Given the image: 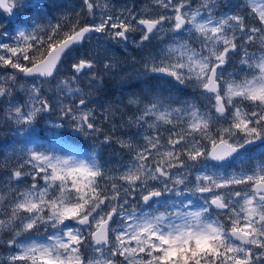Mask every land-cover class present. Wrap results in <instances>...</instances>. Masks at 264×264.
Here are the masks:
<instances>
[{
    "label": "snow or ice",
    "instance_id": "1",
    "mask_svg": "<svg viewBox=\"0 0 264 264\" xmlns=\"http://www.w3.org/2000/svg\"><path fill=\"white\" fill-rule=\"evenodd\" d=\"M157 2L172 14L139 19L130 14V20L101 15L100 23L73 25L57 40L53 38L62 32L59 23L50 25V30L41 29L44 35L19 32L22 42L16 47L0 44V66L18 70L26 77L50 78L62 54L83 42L90 32L108 35L105 30L109 29L114 40L127 42V34L142 26L143 42L161 35L167 21L172 35L145 63L146 72L172 77L179 85L190 84L208 100V106L201 110L187 100L156 94L155 89L151 96L129 98V104L142 108L129 118L128 126L157 131L143 135L144 143L133 150V163L117 174L102 168L95 156L89 161L76 155L50 156L29 149L27 163L35 171L14 170L9 180L18 182L24 175H31L33 181L37 177L43 180L44 187L33 183L27 190L17 188L8 202L7 214L0 211V230L15 232L7 241L9 248L17 249L8 257L9 264H264V0H246L248 15L259 26L247 23L238 12L213 15L217 0H203L195 10L191 0ZM83 3L89 13L96 7L93 0ZM7 11L11 13L12 8ZM189 38L199 44V49L189 44ZM257 42L259 55L249 51V46ZM234 55L239 56L241 71L251 79L237 80L227 73L226 66ZM21 61L29 63L22 65ZM114 66L103 64L109 72ZM94 67L91 60H77L72 64V81ZM16 80L13 72L0 82V101L9 104V119L33 125L38 114L53 110L52 105L35 83L27 89L28 105L14 104L10 98ZM62 83L69 85L70 81ZM68 91L71 94L80 89L69 87ZM245 101L251 102L249 110L243 106ZM86 104L81 96L79 107ZM60 111L71 121L68 126H74L78 133L99 131L91 111L76 112L69 105ZM104 112L106 119L115 116L111 106ZM148 117L154 120L149 122ZM159 124L171 127L159 128ZM64 126L53 124L57 129ZM163 132L168 133L164 140ZM205 140L210 149L202 143ZM105 142L111 143V137L106 136ZM116 143L131 148L119 139ZM244 157L257 161L251 171L220 173L221 168H230ZM207 161L214 163L209 167ZM172 169L181 171L176 174ZM192 169L196 175L189 180ZM106 181H111L110 188L104 187ZM241 185L247 187L242 189ZM197 194L198 203L189 198ZM169 197L181 199L176 203ZM130 198L143 202L139 213L124 210L130 206ZM4 199L0 195V202ZM114 216L120 222L119 230L110 227ZM219 216L226 221L221 222ZM41 226L55 230L46 242L16 238ZM110 232H114V241ZM82 246L92 248L95 255L86 260ZM118 255L123 261L115 259Z\"/></svg>",
    "mask_w": 264,
    "mask_h": 264
},
{
    "label": "rangeland",
    "instance_id": "2",
    "mask_svg": "<svg viewBox=\"0 0 264 264\" xmlns=\"http://www.w3.org/2000/svg\"><path fill=\"white\" fill-rule=\"evenodd\" d=\"M27 1L35 3L38 0H19V5L23 6L22 9H27L28 7H30L29 10L32 11V13H30L32 16H24L23 18L20 16L19 19L27 24L36 25L32 27L24 24L13 25L10 24V22H7V19H4V16L2 17V14H0V44L6 43L11 47H16L18 42H22L21 38L19 37V32L21 31L25 32L26 34H44L40 31L41 29L50 30V25H55L58 23L57 21L52 19V13H54L56 17L64 20V23H59L62 26L65 24L69 25L73 15H77L79 13L83 15V22L86 23V25L100 23L101 15H112L114 18L119 16L123 19L130 20V14L135 15L137 19L142 18L145 15L149 16L150 18H157L160 15L172 14L169 9H165L164 7H162L157 2V0H145V4L143 5L141 2H135L134 0H126V2L125 0H93L96 7H94L92 13L88 12L86 5L85 9L84 7L79 8L71 3L70 0H53V2L48 5V10L40 13V9L38 12L37 8ZM79 1L83 2V0ZM17 3L18 0H12V7L14 8ZM173 3H176V0H173ZM202 3L203 0H191V6L193 10L200 7ZM217 4L218 7L214 10L213 15L219 16L220 14H223L225 12H238L239 14L245 16L247 23L259 26V22L252 19L251 16L248 15V13L250 12V7H246V0H217ZM105 5H107V7H105ZM14 15L15 18L18 17L17 7L14 11ZM131 23L135 24V20H131ZM165 25L166 26L163 29L161 35L150 37L149 41L138 45V58L144 61V64L148 60H150L151 56L159 52L160 46L172 35V33L168 31L167 21L165 22ZM63 32H67V30H62L61 35ZM105 32L109 34L106 35L105 33H102L90 35L87 40H84L81 48L71 51L66 56L67 58L65 59V62L59 68L54 78L49 81H43L39 78H27L24 76V74L19 73L18 70L0 66V82H3L9 74L13 72H15L16 74L17 80L15 82V90L13 96L10 98L14 104L28 105L29 94L27 89L30 88L32 83H35L40 86L42 97L48 100L53 109L50 112L38 114L33 125L17 124L15 120L9 119V104L7 103V101H0V131L3 132L5 139L9 136L11 137L9 138L10 140H14L16 142L15 148L17 149V160L12 165V169H19L22 172L35 171L32 168V164L27 163L30 158L29 149H31L32 152L44 153L50 156L76 155L78 158L89 161L91 160L90 157L83 156L82 154L77 153V151H74L73 146H71L69 142H65L61 137L60 134L62 133L71 134L80 142L82 140V142L90 147V152L93 153L91 154V157L95 156L96 161L102 168H104L105 170H111L113 174H117L120 171H123L126 166H130L133 163V150L140 147L144 143L143 135L149 132L152 134L156 133L157 129L148 130L146 129V127L138 128L135 125L129 127L126 123L127 121H129V118H134L136 113L131 114L130 112H128L127 106H123L120 103L119 99L126 98L128 102L129 98L137 97L133 93H126L123 90V94L117 97V102L109 100L107 98H100L99 88L104 80H112V87L114 89L119 86L118 78L120 71H123L128 67L127 64L129 60V58L125 59L123 57V54H129V47H131L132 45H136V41L131 40V37L128 38L127 42H117L111 37L109 29H106ZM188 42L192 47L199 49V44L192 38H189ZM41 47L43 48L44 46ZM259 47V43L257 42L255 45L249 46V51H256L257 55H259ZM2 54L11 56V53L8 52H2ZM242 54L243 53H241V55ZM29 55H31V53H29ZM12 59L15 60L17 59V57H12ZM80 59H88L93 61L95 67L91 70L85 69L84 72L79 74L75 81H72L71 78L74 75L72 71V64ZM141 60H139V62L142 63ZM136 61L138 60L136 59ZM21 63L22 65H26L29 62L21 61ZM104 63H114L115 66L109 72L103 67ZM226 70L227 73H232L233 78H236L237 80L244 77L251 79V76L247 72L241 71L239 56H233L230 64L226 66ZM84 73H88V75H85ZM93 76H95L97 79L93 80ZM159 78L161 77H159L158 74L146 72L144 75L143 73L140 74L137 70L134 77L137 83V89L141 90L142 93L147 95V89L152 86ZM225 78L228 79L229 77L226 75ZM63 81H70V83L69 85H64L62 83ZM166 82L167 86L163 97L170 98L172 100H183L184 97L187 96H197L198 100L201 101V103L199 104L201 110H205L206 106H208V100L205 96H201L199 89L191 86L190 84L179 85L173 80L172 77H169ZM69 87L79 88L80 91L72 92L71 94H69ZM180 95H183L184 97L182 99H179ZM81 96H83L87 100V104L83 108H79L76 105L79 102ZM191 103H193L192 99ZM64 105L71 106L76 112L91 111L93 114L94 123L96 124L99 131L89 132V134L87 135L78 133L76 131V134H73L74 126H68L69 124H71V121L65 118L60 111V108ZM109 106H111V110L115 112V116L113 119L105 118L107 116V113L104 112V108H107ZM129 106H131V108L138 113L142 108V105L137 106L135 104H129ZM243 106L245 110H249L252 105L251 102L245 101ZM116 109H118V111H116ZM25 110H27V108ZM147 119L149 122H152L154 120L153 117H148ZM56 123H63L65 126L61 129L54 128L53 124ZM158 127L168 128L171 126L159 124ZM138 132L140 133V135H137ZM167 135V132H163L161 139L164 140ZM106 136L111 137V143L105 142ZM118 139L124 141L127 144H131V148L121 147L116 143ZM36 140H38L40 144L36 142ZM202 143L208 149L211 148V145L207 140L202 141ZM8 144L9 142L7 141L5 149L7 151H13L14 147L9 144V148ZM152 159L153 157H149V160ZM249 162L250 160L247 157L242 158L241 167H247L246 164H248ZM33 163L35 162L33 161ZM255 163H257L256 160L252 161L251 164L253 165ZM20 165H23V168H20ZM238 165L239 161L234 162L232 167H230V171L228 172V174L233 172L239 173ZM251 170L252 169H241V171ZM172 171L173 173L179 174L181 170L172 169ZM212 171H215V169H212ZM220 173L222 175L227 174V172L223 171L222 169H220ZM40 175L42 176L44 175V173H41ZM188 175L189 180L193 179L196 175V170L192 169ZM3 181L5 183V191L4 194L0 193V195H3L5 199L4 201L0 202V211H5V215L7 214V210H9L8 202L16 194L17 188H19L21 191L27 190L33 183H36L40 188L44 187L43 180L37 177L36 181H33L31 175H24L22 180L18 182L10 181L9 177H5ZM110 184L111 181H106L104 183V187L110 188ZM239 187L244 188L246 187V185H241ZM121 198H123V193H121ZM189 198L198 203L200 194L191 196ZM180 199L181 198L178 197H169L170 201H175L176 203H178ZM115 203L116 202L114 201L113 205ZM129 205L130 206L126 205L124 207V210L126 212L135 210L137 213H139L141 208L144 207L139 198L134 201L130 198ZM110 207L111 205L109 206V209ZM44 214L47 215V212H45ZM113 221L114 223L111 224V228L119 230L120 222L116 217L113 219ZM54 231L55 230L51 227L45 230L44 227L41 226L39 230L33 229L28 232H22L16 238L20 241L46 242L48 236L51 235ZM14 236L15 232L9 229L0 230V264H9L8 257L17 250L15 247L9 248L7 245V241ZM110 237V240L114 241V232H111ZM84 244L87 245L88 241L86 240ZM132 244L134 245L135 241H132ZM81 252L84 254L86 260L89 257L95 255L92 248L86 246H82ZM139 255L144 256L143 253H140ZM115 259L118 262L123 261V257L119 255L115 257ZM124 264H127V262H124Z\"/></svg>",
    "mask_w": 264,
    "mask_h": 264
},
{
    "label": "flooded vegetation",
    "instance_id": "3",
    "mask_svg": "<svg viewBox=\"0 0 264 264\" xmlns=\"http://www.w3.org/2000/svg\"><path fill=\"white\" fill-rule=\"evenodd\" d=\"M135 2H141L142 5L145 4V0H134ZM126 2V0H125ZM9 4L10 6L12 7V0H9ZM20 2L18 0V3L16 4V6H14V8L12 7V14H14V11L16 10V7H17V10H18V19L14 17L13 15V18L9 15H7L4 11L0 8V14H2V17L4 16V19H7V22H10V24H13V25H21L23 23H21V20L19 19L20 15H19V12H20V9L22 8V6L19 5ZM51 17L52 19H54L53 15L51 14ZM142 18H150L149 16H143ZM56 20H58V23H64V20L61 19V18H58L56 17ZM55 20V21H56ZM136 23V21H135ZM141 27L142 26H139L138 28H136L135 31H130L127 35H128V38L131 37V40H134L136 41V45H132L131 47H129V56L132 58V60H134L136 62V64L134 65V68L139 71L141 69L145 70V64H144V61H142L141 59H139L138 57V45L141 44V43H144L146 41H141V36H142V31H141ZM45 34V33H44ZM44 34H40V35H44ZM124 56V55H123ZM145 57V56H144ZM136 59L138 61H136ZM139 60L142 61L139 62ZM145 60V59H144ZM121 72V71H120ZM140 74L142 73V71L139 72ZM118 87H116V94L120 91L121 93L123 91L121 90H118L117 89ZM144 98V97H143ZM9 138L11 137H7L5 139L4 135H3V132L0 131V193L1 194H4V191H5V183L3 181V179L5 177H10L11 173L14 171V168L12 169V165L16 162L17 160V149L15 148V144L16 142L14 140H10ZM7 141L9 142V144H11L13 147H14V150L13 151H7L5 149V146L7 145ZM9 144H8V147H9ZM10 148V147H9ZM254 152L256 153L257 156H259V152L254 150ZM261 159H264V157H261ZM254 161V160H252ZM252 161H250L248 164H246L247 167H244L242 168L241 167V160L239 161V165H238V172L242 170H247V169H252L253 165L251 164ZM209 166L212 165V162L209 161L207 163ZM250 165V166H249ZM250 167V168H249ZM223 171H226L227 174L228 172L230 171V168H221ZM243 189V187H241ZM246 188V187H244ZM219 219L221 220V222H225L226 221V217L224 216H219ZM229 225L226 223V227H228ZM239 243V242H238ZM256 251H259V249H256Z\"/></svg>",
    "mask_w": 264,
    "mask_h": 264
},
{
    "label": "trees",
    "instance_id": "4",
    "mask_svg": "<svg viewBox=\"0 0 264 264\" xmlns=\"http://www.w3.org/2000/svg\"><path fill=\"white\" fill-rule=\"evenodd\" d=\"M56 1V0H55ZM57 1H61V0H57ZM71 3H73L76 7L79 8H83L85 9V5L84 3L79 0H70ZM53 2V0H45L43 3L39 4V8H40V13L44 12L45 10H48V5H50ZM30 7H28L27 9H22L20 10V16L23 18L24 16H32L30 13H32L31 10H29ZM54 17H56L54 15ZM35 18V17H34ZM36 19V18H35ZM58 22V20H56ZM77 21V22H76ZM23 22V21H22ZM38 22V21H37ZM85 23L83 22V15L81 13L77 14V15H73L70 24H65L62 26V30H67V32H70L73 25H76L77 27H81L83 26ZM62 38V35L59 34L58 36L54 37V40L60 39ZM43 46V45H42ZM128 66V64H127ZM128 68V67H127ZM125 69L123 70V75L119 76V86L123 87L124 89H129L130 91H132L133 94H136L137 92V86H136V81L134 79L135 77V70H133L132 72L129 69ZM111 89V90H109ZM99 92H100V98H107L109 100H113L115 98V92H116V88L114 89L112 87V80L107 79L104 80L102 82V85L99 88ZM55 133V132H54ZM61 137L64 139L65 142H69L71 144V146H73L74 151H77V153L79 154H83L86 156L91 157V149L90 147L85 144L84 142H81L78 139H75V137L71 134H60Z\"/></svg>",
    "mask_w": 264,
    "mask_h": 264
},
{
    "label": "water",
    "instance_id": "5",
    "mask_svg": "<svg viewBox=\"0 0 264 264\" xmlns=\"http://www.w3.org/2000/svg\"><path fill=\"white\" fill-rule=\"evenodd\" d=\"M0 5H2V6H0V8H2L3 11L8 12V11H7V8L9 7V6H8V0H0ZM91 33H95V32H90V33L86 34L84 40H85V39H86ZM84 40H83V42H84ZM83 42H81V43H79V44H74L70 49H68L64 54H62L60 61H58L57 66H56V68L54 69L53 76H54V74H55V72H56L58 66L61 64L62 60L64 59V56L66 55V53H68L69 51H71V50L74 49V48L80 47V46L83 44ZM53 76H52V77H53ZM34 77H35V76H34ZM52 77H50V78H43V77H41V78L44 79V80H48V79H51ZM29 78H33V77H29Z\"/></svg>",
    "mask_w": 264,
    "mask_h": 264
}]
</instances>
